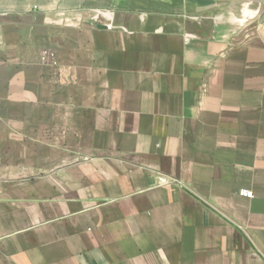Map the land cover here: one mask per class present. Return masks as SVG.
Segmentation results:
<instances>
[{"label":"crops","instance_id":"0c3cea01","mask_svg":"<svg viewBox=\"0 0 264 264\" xmlns=\"http://www.w3.org/2000/svg\"><path fill=\"white\" fill-rule=\"evenodd\" d=\"M0 264H264V0H0Z\"/></svg>","mask_w":264,"mask_h":264},{"label":"built area","instance_id":"2783aa9c","mask_svg":"<svg viewBox=\"0 0 264 264\" xmlns=\"http://www.w3.org/2000/svg\"><path fill=\"white\" fill-rule=\"evenodd\" d=\"M40 59L43 62H51L53 64L55 63L54 53L53 52H50V51H47V50H44L41 53ZM239 194L241 196H244V197H247V198H252V196H253V192L251 190H248V189H245V188H241L239 190Z\"/></svg>","mask_w":264,"mask_h":264},{"label":"rangeland","instance_id":"374dc122","mask_svg":"<svg viewBox=\"0 0 264 264\" xmlns=\"http://www.w3.org/2000/svg\"><path fill=\"white\" fill-rule=\"evenodd\" d=\"M44 50H47V51H50V52H53V53H54L53 50L48 49V48H45V49H42V50H41V52H40V56H41V53H42ZM40 56H39V59H40ZM54 56H55V54H54ZM40 61L43 62L41 59H40ZM43 63H51V62H43ZM51 64H53V63H51ZM54 64H56V59H55V63H54Z\"/></svg>","mask_w":264,"mask_h":264}]
</instances>
